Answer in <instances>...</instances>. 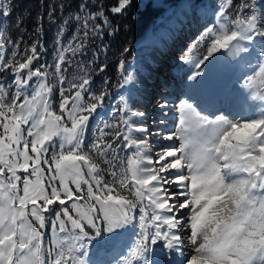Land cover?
I'll return each instance as SVG.
<instances>
[{
  "label": "snow or ice",
  "instance_id": "6c2138e0",
  "mask_svg": "<svg viewBox=\"0 0 264 264\" xmlns=\"http://www.w3.org/2000/svg\"><path fill=\"white\" fill-rule=\"evenodd\" d=\"M131 4L116 0L106 13L82 0L57 32L54 65L38 63L39 40L23 48L22 38L0 41V74H7L0 78V264H264V12L257 0H218L217 25L197 41L202 55L193 61L190 48L180 58L192 63L188 79L196 82L210 65L230 63L240 74L232 109L241 119L219 108L209 119L198 103L181 100L178 126L154 133L160 143L153 148L133 135L148 132L133 122L145 113L122 97L118 121L103 122L86 142L109 93L91 91L86 72L67 81L74 61L66 54H84L91 37L115 32L108 13L123 16ZM191 11H199L194 3ZM9 15L4 4L0 17ZM73 19L76 32L62 44ZM21 24L17 18L15 27ZM119 69L123 88L133 77L123 59ZM257 101L259 113L245 119Z\"/></svg>",
  "mask_w": 264,
  "mask_h": 264
},
{
  "label": "rangeland",
  "instance_id": "374dc122",
  "mask_svg": "<svg viewBox=\"0 0 264 264\" xmlns=\"http://www.w3.org/2000/svg\"><path fill=\"white\" fill-rule=\"evenodd\" d=\"M111 1L112 0H105V3L102 4L98 0H92V3L93 5H101V4L104 5L105 12L107 13L108 9L111 7V4L113 3L115 5L116 3V0H114L113 2ZM147 1L148 0H132V6L133 7L135 6L134 3L142 6ZM219 2H223V0H219ZM240 2L241 0H234V5H238ZM193 3L199 9V11L195 16L191 11ZM217 3L218 0H162V5H163L162 13L158 16L155 23L145 30L144 34L134 43L132 51L131 52L129 51L128 53L129 58L125 61V69L127 73L133 77V80L123 88L120 87L123 77L119 69V62L116 65V59L114 56L107 61V65H106L109 75H111L110 79L105 78L103 73L99 70L100 67H103L106 64L104 63L106 48L103 46L101 42V37L103 35L100 37H91L87 42V46L84 54L78 53L75 57H72L71 53L66 54L68 58H71L74 61L71 67L69 68L68 73H66L67 81L71 82L74 77L78 78L84 75V73L86 72L91 76V85H90L91 91L98 92L102 87H107L109 93L105 99L104 106L101 109H98V115H95L93 120L91 121L90 131L87 134L86 142H90L92 140L93 136L97 133V128L102 126L103 122L111 121L115 123L116 121H118L119 115H118L117 106L121 103L122 97L124 98V100H129V97H131L132 100L135 101V103L138 105L137 109L135 106L132 105V102L129 101L130 106L134 111L137 110L140 111L141 108L144 107V104L147 105V109H146L147 111L145 115L141 119L133 118V122L135 124L138 123L142 124L143 126L144 123L146 124L145 125L146 128L148 129V131H150V133L147 132L148 134L147 139L150 141L153 148L158 147L160 143L159 139H155L158 137L153 135V133L156 132L167 133V131L169 132L170 130L173 131L178 126V113H176V106L181 100L188 99L190 103L194 104V100L192 99H195V102L199 103L198 102L199 99L205 97L204 100L206 101L210 100V104L213 101H215L214 103L217 104L218 106L217 108L219 109H224L226 111L228 109H232V104L238 95L237 90L239 88V84L237 82L240 79V74L230 63L222 59L220 62L210 65L205 70L204 77L200 79L199 82H196V81H190L188 79V77L194 74L196 71L192 63L180 62L181 56L188 55L189 54L188 50L190 48L194 49L190 53L193 61L202 55L203 50L200 49L199 45L197 44V41L199 40L200 36L202 35L206 27L212 28L217 25V18H215L213 15L214 12L213 6L216 5ZM257 3L260 6L261 11L264 12V0H257ZM4 4H8V1L0 0V8H2ZM166 4L167 6H165ZM91 10L95 11L96 10L95 6H92ZM131 10H132L131 7H129L123 16L113 17L110 13H108L110 22L114 26V28L120 21L124 22L127 20L126 16L128 13H130ZM232 14L233 16L235 15L234 8L232 10ZM75 15L59 16L57 17L55 22L49 20V18L46 19L47 26L45 27L46 29L45 38L47 41V45L46 47L44 46L40 51V59L38 62L39 64L54 65L55 57L58 55L56 51L58 47L56 44L57 32L63 26V22L65 20H68L69 17H75ZM229 19H231V17H229ZM180 21H182L181 24L183 23V24H188V26L190 25L189 31H191V34L187 32L188 27L184 25L185 28L183 27V29H185V32L180 34L181 37L180 41L178 42L179 38L174 40V46L177 43L179 47L175 46L176 49L175 47H172V49L173 51L175 50L181 55L179 57H176L177 59L175 58L174 60L172 56L173 52L170 51L167 55L163 56L166 53V50H164L165 53H163V55H160L159 57L156 55L152 56L151 47L148 45L158 44L159 47L157 48H162L163 46H165L171 37L174 38L176 36V34L174 35L175 32L174 26H178L179 24L178 22ZM26 23H28L27 26ZM31 23L33 22H29L26 20L25 26L17 29L15 26H13L14 19L12 20L11 13L8 17H0V41L5 39L15 41V40H21L22 38L21 48H23L25 45H31V43L34 41L33 40L34 36L32 35V33L28 34V29ZM76 29H77V23L73 19L66 26L64 35L61 38L62 44H67L71 40L72 36L76 32ZM111 31L112 29H106L104 33H110ZM127 39L128 38H122L120 41L121 42L126 41ZM181 40H183L184 43L189 42L190 44L186 46H182L180 45ZM76 42L78 41H73V44H75ZM7 47L9 50H11L12 45H8ZM158 59L159 60L163 59L162 61L164 63L163 65L159 64L161 65L159 67H157ZM173 67L176 68V70ZM160 69L162 70L163 73H165L168 69L167 74H165V77L160 76V71H161ZM48 71L52 73L54 71V68H50L48 69ZM136 72L143 73L145 80L148 81L147 88L142 87V82L138 79ZM6 75L7 74H0V78L5 77ZM169 75H171L172 77L170 78ZM160 77L163 78L162 80H164L165 78L167 80L169 79V81L167 82L164 81L163 84H160V89H161L160 91L167 92L161 94L162 97H159V95H155V93L157 92L156 91L157 85L154 82L160 81ZM7 80H11V76H7ZM105 81H107V84H105ZM48 82L55 83V81L51 77H49ZM173 82L174 84H179L178 89H180L179 93L181 94L178 95L179 96L182 95V97L178 98V95L176 99L172 97L173 95H176L173 89ZM187 88L192 89L193 91L192 96L194 94L196 95L193 96L194 98L192 97L187 98V96L183 95L184 90H186ZM169 93H171L170 96L171 95L172 96L169 97L168 99H165L166 95H169ZM158 98L162 99V103H167L169 105L167 109H161L159 106L157 107V109H155V107L154 108L150 107L153 106L154 104H157V101L155 100ZM55 99L56 101L59 100L58 87L55 92ZM173 103L175 104L174 107H173L174 105ZM258 104H259L258 101L252 104L250 111L244 114L245 119L251 118L259 113ZM169 107L172 108L174 112H172L173 110L170 109ZM200 107L204 110L201 113V115H206L208 116L209 119H212L213 118L212 114L217 111V109L215 110L213 109L209 111V107H204V105ZM164 112H167L166 116L163 115ZM234 112L233 114H231L234 119L239 120L242 118V114H237V113L234 114ZM161 119H165L166 125L168 126L160 125L159 121ZM145 120L150 123L146 122ZM175 122L176 124H174ZM138 134L139 133H133L134 137L139 139L142 137V134L139 135ZM130 154H131V150L121 152L122 156H129ZM101 166L103 167V165ZM105 178L107 179L108 177L106 176ZM70 203L71 202H69V204ZM81 203H83V201H81ZM135 231L138 233L139 228L137 227ZM45 238H46L45 247H50L51 246L50 228L45 231ZM126 239L128 240L129 243H131V241L135 239L132 231H129L127 233ZM162 243L163 242H158V245L156 246L157 253L161 252ZM163 251L167 253V249H163ZM93 252H95V249H93ZM186 253L191 254L192 253L191 248H187ZM164 258L165 257H158V259H164ZM166 258L170 259L171 254L167 253Z\"/></svg>",
  "mask_w": 264,
  "mask_h": 264
},
{
  "label": "trees",
  "instance_id": "16d2710c",
  "mask_svg": "<svg viewBox=\"0 0 264 264\" xmlns=\"http://www.w3.org/2000/svg\"><path fill=\"white\" fill-rule=\"evenodd\" d=\"M10 8L11 18L14 19L15 26L17 18H21V27L25 26V21L33 22L30 24L28 34L32 33L33 40H39L43 47L47 45L46 41V19L54 21L59 16L75 15L79 12V5L82 0H7ZM102 4L105 0H98ZM112 0L111 2H113ZM110 2V3H111ZM114 4L112 3L111 6ZM131 4V11L127 14L126 21H120L115 29V32L104 33L101 37V42L106 48L104 63L113 56L116 59V65L120 60L126 61L129 51H132L134 43L144 34L145 30L152 26L162 13V0H148L142 6L134 3ZM62 6V7H61ZM13 16V17H12ZM28 23H26V26ZM40 26L42 32L37 33L36 29ZM36 27V28H35ZM31 35V36H32ZM122 38H128L126 41H120ZM127 48V52L124 49ZM114 59V60H115ZM105 78H109L108 69L102 71Z\"/></svg>",
  "mask_w": 264,
  "mask_h": 264
},
{
  "label": "bare ground",
  "instance_id": "6f19581e",
  "mask_svg": "<svg viewBox=\"0 0 264 264\" xmlns=\"http://www.w3.org/2000/svg\"><path fill=\"white\" fill-rule=\"evenodd\" d=\"M188 21V20H187ZM181 22L182 21H180V22H178L179 24H178V26H174V29H175V32H174V35L176 34V36L174 37V38H170V40L167 42V44L165 45V46H163L162 48H157V47H159V45L158 44H155V45H153V44H149L148 46H150L151 47V50H152V56H154V55H156V56H160V55H163V53H165V51L164 50H166V53L163 55V56H165V55H167L170 51L171 52H173L172 53V56H173V59L175 60V58L176 57H179L181 54L180 53H178V52H176L175 50L173 51V49H172V47H179V45H177V43L175 44V46H174V40H176V39H178L179 38V40H178V42L180 41V39H181V37H180V34L181 33H184L185 32V29H183V27H184V25L185 26H187L188 27V30H187V32H189L190 34H191V31H189V26H188V24H181ZM185 28V27H184ZM191 28V27H190ZM188 34V33H187ZM184 35V34H183ZM172 39H173V41H172ZM170 44V45H169ZM190 43L189 42H187V43H184L183 42V40H181V43H180V45H182V46H186V45H189ZM155 46V47H154ZM154 47V48H153ZM176 47H175V49H176ZM170 49V50H169ZM177 59V58H176ZM163 59H158L157 60V67H159V66H161V65H163L164 63H163V61H162ZM165 60V59H164ZM160 62H162V63H160ZM159 64H161V65H159ZM173 64V63H172ZM171 64V65H172ZM174 68V67H173ZM175 70H176V68H174ZM161 70V69H160ZM167 71H168V69H167ZM167 71L165 72V73H163L162 72V70L160 71V76L161 77H165V74H167ZM173 71V70H172ZM171 71V72H172ZM136 74H137V76H138V79L142 82V87L143 88H147V86H148V81H146L145 80V77H144V75H143V73L142 72H136ZM170 76V78L172 77L171 75H169ZM160 77V81H156V82H154V83H156V85H157V88H156V93H155V95H159V97H162L161 96V94H163V93H167L166 91H160L161 89H160V84H163L164 83V81H169V79L167 80L166 78L164 79V80H162L163 78H161ZM162 80V81H161ZM179 88V84H174V82H173V89H174V91H175V94L176 95H171L172 97H174L175 99H176V97H177V95L179 94H181V93H179V91H180V89H178ZM153 90V89H152ZM173 92V91H172ZM160 93V94H159ZM170 94L171 93H169V95H166V98L165 99H168L169 97H171L170 96ZM192 94H193V91H192V89H189V88H187L186 90H184V96H187V98H194L193 96L195 95H193L192 96ZM178 95V98H180V97H182V95L181 96H179ZM196 96V95H195ZM204 98L205 97H203V98H201V99H199V105L200 106H202V105H204V107H209V111H211V110H215V109H218L217 107V104L216 103H214L215 101H213L211 104H210V100H204ZM210 99H211V97H210ZM192 100H194V104L195 103H197V102H195V99H192ZM155 101H157V104H154L153 106H150V107H152V108H154L155 107V109H157V107L162 103V99H160V98H158V99H156ZM155 101H154V103H155ZM175 102V101H174ZM174 104V103H173ZM132 105L133 106H135L136 107V109L138 108V105L135 103V104H133L132 103ZM149 106V105H148ZM169 106V105H168ZM171 106V105H170ZM175 106V104L173 105V107ZM151 108V109H152ZM170 108V107H169ZM222 108H224V107H222ZM147 109V105H145L144 104V107H142L141 108V110L140 111H143L144 113H146V110ZM170 109H172V108H170ZM173 110V109H172ZM137 111H139V110H137ZM151 111V110H150ZM227 111H231L230 113L231 114H233V109H228ZM233 111V112H232ZM172 112H174V110L172 111ZM176 113H177V111H176ZM174 114V113H173ZM211 114V113H210ZM234 114H236V112H234ZM163 116V115H162ZM165 116V115H164ZM173 116V115H172ZM176 116V115H175ZM169 117H170V115H169ZM149 118V117H148ZM176 118V117H175ZM141 119V118H140ZM172 119V118H171ZM138 121H139V119H138ZM146 121V120H145ZM146 122H148V121H146ZM169 122V121H168ZM148 123H150V122H148ZM172 123V122H171ZM139 124V123H138ZM174 124H176V122L174 123ZM146 124L144 123V126H145ZM166 126H168V125H166ZM173 126V125H172ZM146 127V126H145ZM163 127V126H162ZM165 128V127H164ZM172 128V127H171ZM169 130V129H168ZM163 131V130H162ZM171 131V130H170ZM149 133H150V131H148ZM167 132H169V131H167ZM139 134H142V137H147V132L146 133H144V135H143V133H139ZM138 134V135H139ZM154 134V133H153ZM150 136H152V135H150ZM140 137H141V135H140ZM155 139H159V138H155ZM154 139V140H155ZM187 250V248L185 249V251ZM190 250V249H189ZM114 256H115V254L113 253V254H106V255H104L102 258L103 259H105V260H111V259H113L114 258Z\"/></svg>",
  "mask_w": 264,
  "mask_h": 264
},
{
  "label": "water",
  "instance_id": "95a60500",
  "mask_svg": "<svg viewBox=\"0 0 264 264\" xmlns=\"http://www.w3.org/2000/svg\"><path fill=\"white\" fill-rule=\"evenodd\" d=\"M165 6H167V4Z\"/></svg>",
  "mask_w": 264,
  "mask_h": 264
}]
</instances>
